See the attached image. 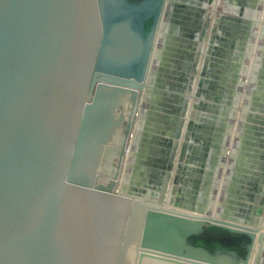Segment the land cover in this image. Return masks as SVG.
<instances>
[{
	"label": "water",
	"instance_id": "water-1",
	"mask_svg": "<svg viewBox=\"0 0 264 264\" xmlns=\"http://www.w3.org/2000/svg\"><path fill=\"white\" fill-rule=\"evenodd\" d=\"M175 3L0 0V264H248L252 252L260 264L259 224L166 208L117 181ZM172 231L179 249L156 238Z\"/></svg>",
	"mask_w": 264,
	"mask_h": 264
},
{
	"label": "crops",
	"instance_id": "crops-1",
	"mask_svg": "<svg viewBox=\"0 0 264 264\" xmlns=\"http://www.w3.org/2000/svg\"><path fill=\"white\" fill-rule=\"evenodd\" d=\"M175 2L140 91L124 192L264 230V0Z\"/></svg>",
	"mask_w": 264,
	"mask_h": 264
},
{
	"label": "rangeland",
	"instance_id": "rangeland-1",
	"mask_svg": "<svg viewBox=\"0 0 264 264\" xmlns=\"http://www.w3.org/2000/svg\"><path fill=\"white\" fill-rule=\"evenodd\" d=\"M143 96V95H142ZM141 96V97H142ZM139 97H140V94H139V96H138V100H137V103L139 102V103H141V101H140V99H139ZM138 103V104H139ZM137 107H136V109H135V115H136V113H137ZM101 134H103L104 136H105V140L106 141H108V123H107V125H105V128H104V130L101 132ZM119 138V136H117L116 138H112V142L113 141H116L117 139ZM130 140H131V131H130V133H129V136H128V144H127V149H129L130 148V146H131V142H130ZM107 144H108V142H107ZM104 145H106V144H104ZM109 145H111V144H109ZM109 146L107 145V147L105 148V146L103 147L102 146V154H101V160H103V163L105 164L104 166H106L107 167V165H108V163H109V161L111 160V159H108V158H111L112 156H111V154H108L107 152H106V149L107 150H109ZM127 149H126V151H127ZM108 154V155H107ZM122 162H123V160H122ZM125 163V162H124ZM109 166V165H108ZM122 172H121V169H120V171H119V176H118V184L121 182V180H122ZM117 188H118V186H117ZM134 195H139V196H141L142 194H138V193H133ZM165 206V205H164ZM166 208H169V207H167L166 206ZM242 214V213H241ZM240 214V215H241ZM239 214H238V217L240 216ZM240 217H242V215L240 216ZM182 237H183V235H182V232H175V231H172V232H166V239L165 238H162V237H160V235H158V236H156V238H157V240L159 241V242H164V243H167L168 245H166V246H168V247H172L173 249L174 248H177V249H179L181 246H183L184 244L182 243V244H180V242H181V240H182ZM184 238V237H183ZM261 256V255H260ZM263 259H264V255H263V257L261 258V261L259 262L260 264H264V262H263ZM253 260V259H252ZM251 260V263L250 264H253V261Z\"/></svg>",
	"mask_w": 264,
	"mask_h": 264
},
{
	"label": "bare ground",
	"instance_id": "bare-ground-1",
	"mask_svg": "<svg viewBox=\"0 0 264 264\" xmlns=\"http://www.w3.org/2000/svg\"><path fill=\"white\" fill-rule=\"evenodd\" d=\"M138 104V103H137ZM136 107H137V105H136ZM136 109V108H135ZM135 112L136 111H134V116H135ZM128 136H129V134H128ZM126 144V146H125V148L127 149V144H128V137L126 138V142H125ZM125 154V153H124ZM118 176H119V172H118ZM118 176H117V181H118ZM106 179V178H105ZM100 180H101V178H100ZM125 191V190H124Z\"/></svg>",
	"mask_w": 264,
	"mask_h": 264
}]
</instances>
